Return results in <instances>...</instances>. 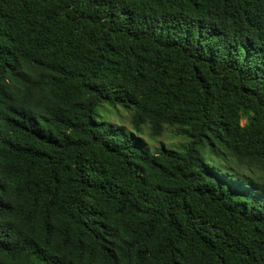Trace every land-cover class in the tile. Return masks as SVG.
<instances>
[{"label": "trees", "instance_id": "1", "mask_svg": "<svg viewBox=\"0 0 264 264\" xmlns=\"http://www.w3.org/2000/svg\"><path fill=\"white\" fill-rule=\"evenodd\" d=\"M0 264H264V0H0Z\"/></svg>", "mask_w": 264, "mask_h": 264}, {"label": "rangeland", "instance_id": "2", "mask_svg": "<svg viewBox=\"0 0 264 264\" xmlns=\"http://www.w3.org/2000/svg\"><path fill=\"white\" fill-rule=\"evenodd\" d=\"M125 112L126 111L121 106H107L103 109H99L101 117H104L109 123L122 125L124 128L129 129L128 116ZM175 129V127H167L161 135L156 138L148 137L146 130H143L141 136L150 148H159L162 146L166 148H179L185 144L186 138L176 134Z\"/></svg>", "mask_w": 264, "mask_h": 264}]
</instances>
